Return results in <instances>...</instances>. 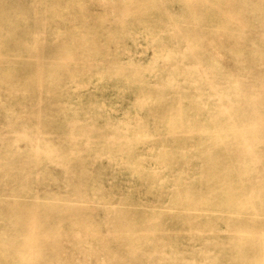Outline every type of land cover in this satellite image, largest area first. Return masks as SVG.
Returning <instances> with one entry per match:
<instances>
[{
    "label": "rangeland",
    "instance_id": "1",
    "mask_svg": "<svg viewBox=\"0 0 264 264\" xmlns=\"http://www.w3.org/2000/svg\"><path fill=\"white\" fill-rule=\"evenodd\" d=\"M0 264H264V0H0Z\"/></svg>",
    "mask_w": 264,
    "mask_h": 264
},
{
    "label": "bare ground",
    "instance_id": "2",
    "mask_svg": "<svg viewBox=\"0 0 264 264\" xmlns=\"http://www.w3.org/2000/svg\"><path fill=\"white\" fill-rule=\"evenodd\" d=\"M257 123V117H254L251 119V122L248 123V127H251V129L256 126L255 124ZM238 137L243 141L244 143V148L248 154L249 160L251 164L257 162V152L255 150V147H257V136H248L247 133L245 132H239ZM257 191V189H256ZM253 237H257V234L252 235Z\"/></svg>",
    "mask_w": 264,
    "mask_h": 264
}]
</instances>
